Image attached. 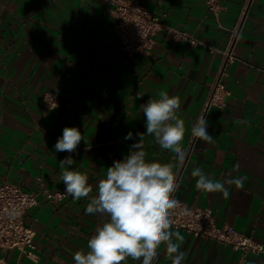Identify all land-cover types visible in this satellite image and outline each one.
I'll list each match as a JSON object with an SVG mask.
<instances>
[{"label":"crops","instance_id":"0c3cea01","mask_svg":"<svg viewBox=\"0 0 264 264\" xmlns=\"http://www.w3.org/2000/svg\"><path fill=\"white\" fill-rule=\"evenodd\" d=\"M164 24L150 54L128 56L120 48L106 0H0V182L39 191V202L23 214L34 230L37 259L19 248H0L9 264H74L76 251L103 218L85 212L88 198L51 201L42 191L64 190L59 161L67 152L54 145L64 127L78 128L84 140L72 166L93 187L107 167L123 159L146 131L139 105L159 91L179 96L185 122L184 162L174 167L173 193L189 206L209 208L218 225L227 224L264 244V0H252L234 45L236 59L223 76L228 94L205 117L212 143L191 136V128L218 74L228 41L225 28L238 19L243 0H223L218 20L205 0H142ZM169 28L198 42L177 41ZM208 47L215 50L210 51ZM53 92L57 107L45 112L42 96ZM143 95L142 99L137 94ZM131 132L133 139L125 140ZM148 159L177 164L176 154L144 135ZM214 180L243 178L228 185L229 198L195 189L193 168ZM179 231L181 264H264V254H246L227 244ZM128 264H138L129 259ZM154 264H171L160 250Z\"/></svg>","mask_w":264,"mask_h":264},{"label":"clouds","instance_id":"9594fccd","mask_svg":"<svg viewBox=\"0 0 264 264\" xmlns=\"http://www.w3.org/2000/svg\"><path fill=\"white\" fill-rule=\"evenodd\" d=\"M156 95L158 98L149 97L139 105L146 131L136 134L139 139L123 159L107 167L94 195H90L93 187L88 175L72 167L76 162L73 154L79 155L77 149L84 140L81 131L76 127H64L54 145L55 152L68 153L59 161V179L65 193L76 201L88 198L86 214L103 218V223L87 241L88 251L74 253V264H128L129 259L138 264H154L160 250L171 264L182 262L180 242L184 236L172 230L169 216L170 210L179 206L172 194L177 189L174 167L183 164L185 158L182 149L185 122L177 115L181 109L179 96H170L165 91ZM137 98L142 99L143 95L138 93ZM206 125L204 119H198L191 128V136L212 143ZM144 135L154 137L161 149L175 153L177 164L148 159L141 143ZM124 139H133V134L129 132ZM191 177L195 179L197 191L219 193L224 199L230 195L228 185L243 188L241 177L214 180L210 171L199 167L192 169ZM183 214L190 213L184 209Z\"/></svg>","mask_w":264,"mask_h":264},{"label":"built area","instance_id":"2783aa9c","mask_svg":"<svg viewBox=\"0 0 264 264\" xmlns=\"http://www.w3.org/2000/svg\"><path fill=\"white\" fill-rule=\"evenodd\" d=\"M110 5L115 22L114 31L117 34L120 48L132 56L135 53L150 54L154 46V36L164 26L163 22L152 13L142 0H106ZM223 0H205L207 10L215 17L223 9ZM252 0H243L237 22L228 28V41L221 53L219 71L213 80L208 97L206 98L198 119H205L208 110L213 106H221L224 97L229 93L223 76L227 66L236 59L234 45L238 38L240 25L245 18ZM172 36L177 41L188 40L190 44L198 41L187 32L169 28ZM210 51L215 50L208 47ZM42 104L45 112H54L57 101L53 92H45L42 96ZM51 201H57L67 194L64 190L42 191ZM172 198L178 201V207L170 210L169 219L172 229L188 232L198 238L212 239L218 243L227 244L239 250L243 255L264 254L263 242L246 235L224 224L218 225L214 214L209 208L189 206L183 200L172 194ZM39 202V191H28L11 181L0 182V248H19L24 256L36 260V245L34 242V230L25 224L23 214L29 208ZM187 209L189 215H184ZM0 264H9L0 259Z\"/></svg>","mask_w":264,"mask_h":264}]
</instances>
